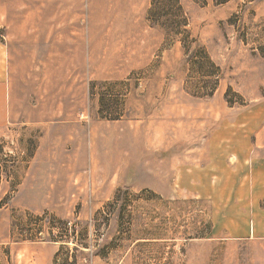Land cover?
Returning <instances> with one entry per match:
<instances>
[{
  "label": "rangeland",
  "instance_id": "obj_1",
  "mask_svg": "<svg viewBox=\"0 0 264 264\" xmlns=\"http://www.w3.org/2000/svg\"><path fill=\"white\" fill-rule=\"evenodd\" d=\"M90 1L0 0V264H264L172 190L264 131V0Z\"/></svg>",
  "mask_w": 264,
  "mask_h": 264
},
{
  "label": "crops",
  "instance_id": "obj_2",
  "mask_svg": "<svg viewBox=\"0 0 264 264\" xmlns=\"http://www.w3.org/2000/svg\"><path fill=\"white\" fill-rule=\"evenodd\" d=\"M249 116L256 121L261 117L259 112ZM261 131L256 122L219 123L197 151L203 163L178 168L180 180L172 190L176 195L207 202L211 216L209 238L258 243L264 248V131ZM92 259L100 258L96 255Z\"/></svg>",
  "mask_w": 264,
  "mask_h": 264
}]
</instances>
